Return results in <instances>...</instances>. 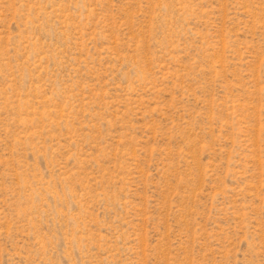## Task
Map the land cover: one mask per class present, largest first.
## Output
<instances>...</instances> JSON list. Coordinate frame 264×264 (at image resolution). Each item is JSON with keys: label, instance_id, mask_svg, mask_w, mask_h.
Returning <instances> with one entry per match:
<instances>
[{"label": "rangeland", "instance_id": "rangeland-1", "mask_svg": "<svg viewBox=\"0 0 264 264\" xmlns=\"http://www.w3.org/2000/svg\"><path fill=\"white\" fill-rule=\"evenodd\" d=\"M0 264H264V0H0Z\"/></svg>", "mask_w": 264, "mask_h": 264}]
</instances>
